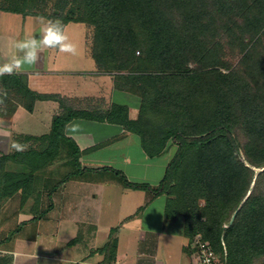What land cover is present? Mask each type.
Listing matches in <instances>:
<instances>
[{
  "label": "trees",
  "instance_id": "16d2710c",
  "mask_svg": "<svg viewBox=\"0 0 264 264\" xmlns=\"http://www.w3.org/2000/svg\"><path fill=\"white\" fill-rule=\"evenodd\" d=\"M36 2L0 0V10L92 25L91 48L101 70L115 72L131 63L143 69L153 60L162 73L132 76L134 83L154 84L152 90L142 86L149 99L157 94L140 105L137 119L129 117L125 104L78 109L59 95L31 90L18 74L1 77L5 87L19 88L18 100L19 93L32 101L56 98L63 112L54 116L50 132L27 136L41 147L2 157L27 168L0 170V202L19 190L29 197L37 173L61 156L63 147L79 165L78 146L65 133L72 119L119 123L141 136L151 157L163 153L170 140L178 144L157 186L132 182L117 171L126 186L175 195L168 198V215H184L186 235L200 233L224 264H264V0H55L49 12L45 6L36 9ZM140 44L142 56L136 50ZM122 74L115 72L117 85L130 90L119 82ZM178 78L185 89L165 83Z\"/></svg>",
  "mask_w": 264,
  "mask_h": 264
},
{
  "label": "crops",
  "instance_id": "0c3cea01",
  "mask_svg": "<svg viewBox=\"0 0 264 264\" xmlns=\"http://www.w3.org/2000/svg\"><path fill=\"white\" fill-rule=\"evenodd\" d=\"M49 20L0 10V64L17 55V40L40 35ZM63 27L77 54L42 48L36 64L18 75L31 90L59 95L74 108L105 111L113 103L125 104L129 117L137 119L138 96L117 85L115 72L99 68L90 26L69 21ZM89 55L92 60L84 57ZM0 89L8 93L0 105L1 162L15 151L13 142L26 146L31 141L27 136L50 132L63 107L52 97L32 101L19 93L18 100L19 88H7L1 80ZM65 133L78 146L74 170L81 171L62 181L50 163L37 173L29 197L24 199L19 190L0 202V264H195L184 215L167 213L171 195L128 187L117 172L132 182L157 186L174 155L169 145L151 157L141 136L123 124L88 118L72 119Z\"/></svg>",
  "mask_w": 264,
  "mask_h": 264
},
{
  "label": "rangeland",
  "instance_id": "374dc122",
  "mask_svg": "<svg viewBox=\"0 0 264 264\" xmlns=\"http://www.w3.org/2000/svg\"><path fill=\"white\" fill-rule=\"evenodd\" d=\"M46 1V3H41V2H44ZM55 4V0H37V2L35 3V8L38 9V8H41V6H45L47 7L45 11L49 12L51 11V8L54 6ZM55 12H57L55 10ZM91 27V30H90V33H89V42H91L90 44L92 45V41H93V38H94V27L92 25H90ZM140 49L141 50V53H140V56H142L144 54V48H143V45L140 44L139 46H137V49L138 50ZM136 55L139 54V51H135ZM87 60L89 58V60H92V57L89 55V57L87 56H84ZM237 58H234L233 61L234 63L237 62ZM135 66V63H131L129 65V67L127 68H124L123 70H118V71H115V72H123V76L122 78L120 79L121 82L123 85H127L128 87H130L132 93L136 94L138 96V102L141 106L144 107V105H146V103H150L152 101H154L155 97L157 96L156 93H152V100L148 98L149 94L148 92H146L144 90V88L142 89V86L143 84H147L150 89L152 90L153 88H155V86H153L154 84L152 83H148V82H137V83H134L133 82V79H132V76H136V75H144L146 78L147 76H150V75H160L162 72H159L158 71V65L155 61L153 60H147L145 63H144V68L143 69H140L138 67L134 68ZM190 66H194L193 64H190ZM171 73V72H169ZM165 83L171 87H174L175 89H185V81H183L181 78H178V80H173V79H166L165 80ZM151 100V101H150ZM95 111H101L100 109H94ZM145 117V116H144ZM146 118L149 119L151 118L153 120V118L151 116L148 117V115H146ZM169 148L171 151H173L175 153V151L177 150L178 148V144L173 142L172 140L169 141ZM41 147L40 146V143L39 142H36L34 140H31L29 142H27V145H26V148H29V147ZM171 151L168 152V154L166 155V158L171 154ZM70 159V156H68L67 154V149L65 147H63L62 149V152H61V156L57 157L56 159H54V161L51 163L53 166H54V173L55 175H59V176H66L68 173H70V171H72L75 166L73 163H71L69 161ZM50 164V165H51ZM12 168L13 170H24L26 169V165L23 164V163H20V162H17V161H14V160H4L2 159L1 162H0V170H8ZM171 196H175V195H171ZM200 204H203V201L200 203ZM228 223H225L224 225H227ZM197 235V234H196ZM194 237L195 235L190 238V247H191V250L195 253V249L193 248L192 246V243L194 242Z\"/></svg>",
  "mask_w": 264,
  "mask_h": 264
},
{
  "label": "clouds",
  "instance_id": "9594fccd",
  "mask_svg": "<svg viewBox=\"0 0 264 264\" xmlns=\"http://www.w3.org/2000/svg\"><path fill=\"white\" fill-rule=\"evenodd\" d=\"M41 20L43 21V18ZM14 47L17 49V55L0 64V77L19 74L25 70V66L35 65L42 48H57L60 52L71 55H76L78 51L77 45L71 41L63 25L59 21L51 20L47 21L40 35L17 40ZM7 95L6 89H0V105L5 103ZM12 148L16 151H24L26 146L13 142Z\"/></svg>",
  "mask_w": 264,
  "mask_h": 264
},
{
  "label": "built area",
  "instance_id": "2783aa9c",
  "mask_svg": "<svg viewBox=\"0 0 264 264\" xmlns=\"http://www.w3.org/2000/svg\"><path fill=\"white\" fill-rule=\"evenodd\" d=\"M192 246L195 249V264H224L222 256L213 249L210 241L204 239L200 233L195 235ZM224 253V256H227L226 249Z\"/></svg>",
  "mask_w": 264,
  "mask_h": 264
},
{
  "label": "water",
  "instance_id": "95a60500",
  "mask_svg": "<svg viewBox=\"0 0 264 264\" xmlns=\"http://www.w3.org/2000/svg\"><path fill=\"white\" fill-rule=\"evenodd\" d=\"M262 169H263V168H259L258 170H262ZM235 216H236V212L233 214L231 221L234 220Z\"/></svg>",
  "mask_w": 264,
  "mask_h": 264
}]
</instances>
